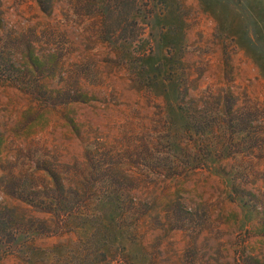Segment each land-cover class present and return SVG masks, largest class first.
Segmentation results:
<instances>
[{"label":"rangeland","instance_id":"374dc122","mask_svg":"<svg viewBox=\"0 0 264 264\" xmlns=\"http://www.w3.org/2000/svg\"><path fill=\"white\" fill-rule=\"evenodd\" d=\"M46 5L0 0V264H264V0Z\"/></svg>","mask_w":264,"mask_h":264},{"label":"trees","instance_id":"16d2710c","mask_svg":"<svg viewBox=\"0 0 264 264\" xmlns=\"http://www.w3.org/2000/svg\"><path fill=\"white\" fill-rule=\"evenodd\" d=\"M38 2H39L40 6L43 10H45V11L49 10V7H48V5H46V2L48 4H51V0H38ZM3 217H4V215H3Z\"/></svg>","mask_w":264,"mask_h":264}]
</instances>
